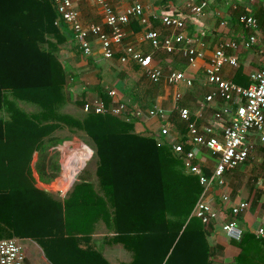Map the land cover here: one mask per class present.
Wrapping results in <instances>:
<instances>
[{
  "label": "crops",
  "instance_id": "1",
  "mask_svg": "<svg viewBox=\"0 0 264 264\" xmlns=\"http://www.w3.org/2000/svg\"><path fill=\"white\" fill-rule=\"evenodd\" d=\"M139 1L144 7L148 23L142 24L138 18L132 17L125 28V43L136 47L143 54L152 55V68L160 69L165 74L182 72L192 81V85L186 82L170 85L165 80L153 83L136 62H122L123 54L119 49L112 59H106L99 41L94 42L93 54L84 56L73 32L66 25L67 41L59 48V57L62 59L63 54L61 62L67 73V104L64 110L69 113L68 109L72 108L75 112H81V115H98L85 114L83 107L95 102L103 104L106 109L124 104L127 107L124 115L102 116H114L124 127L131 124L132 133L153 138L168 146L172 154L175 144L182 145L187 153L195 151L194 164L201 168L204 175L210 176L217 159L210 150L190 142L189 124L196 125L202 131L213 124L218 111L230 104L219 98L212 103L207 102L206 97L213 94L216 88L207 81L206 68L221 43L234 42L237 49H227L226 53L235 57L238 65L224 66L221 75L224 80L238 86L250 87L251 75L264 69V0H210L200 17L189 14L187 0H172L170 4L162 0ZM107 2L121 13L133 4L131 0ZM78 10L84 26L99 25L104 32L109 31L103 10L94 0H82ZM166 14L185 20L183 35L187 41L182 47H191L201 53L193 64L182 51L169 54L163 48H153L144 40V34L150 29L159 31L162 38L173 37L178 33L163 25L161 17ZM241 15L253 16L258 21V30L245 28L238 20ZM223 22L225 26H222ZM252 34L256 35L258 42L247 47ZM189 40L192 42L188 43ZM177 93L182 95L179 103L175 98ZM179 108L190 111L189 122L181 118ZM152 111L156 112L153 116L150 115ZM180 159L185 173L199 181L198 176L186 170L183 158ZM74 175H78V172L75 171ZM224 177L225 184H214L206 198L218 212V221L204 226L200 220L191 219L190 215L187 221V225L192 221L189 240L175 252L172 259L169 257L173 248L166 252L160 248L161 252L156 253V250L151 251L144 245H135L131 240L134 229L126 228L128 231L119 237L121 231L115 228L114 212L100 211L85 229L83 224L66 219L63 211L56 214L55 218L44 220L46 232L45 229H33L34 224L38 223L37 211L30 217L25 232L19 235L12 230L2 232L0 240L15 239L23 248L27 264H264V235L259 234L261 229L264 230V144L257 142L249 161L227 172ZM88 182L98 188L95 181ZM224 195L229 196V202L223 201ZM51 197L63 204L67 198L66 194L62 200L61 197ZM101 198H97L96 202L115 201L114 196L103 195ZM241 202L247 203L248 209L234 217L233 208ZM233 219L237 222L236 230L224 232L223 225ZM183 231L184 228L181 233Z\"/></svg>",
  "mask_w": 264,
  "mask_h": 264
},
{
  "label": "trees",
  "instance_id": "2",
  "mask_svg": "<svg viewBox=\"0 0 264 264\" xmlns=\"http://www.w3.org/2000/svg\"><path fill=\"white\" fill-rule=\"evenodd\" d=\"M66 31L51 2L0 0V109L7 104L6 94L13 97L7 104L10 120L0 119V235L25 232L37 211L33 229L46 232L45 221L63 211L85 229L100 211L114 212L119 237L126 228L134 229L135 245L156 253L173 248L172 259L189 240L192 221H187L202 192L199 181L185 173L182 159L168 146L132 133L131 124L124 127L111 115L64 112L67 73L58 52L67 41ZM17 101L40 110L29 113ZM66 129L90 139L97 170L95 180L75 183L63 204L34 187L29 176L34 162L42 182L60 176L55 147L64 140L59 132ZM88 181H95L98 190ZM103 195L115 201L96 202Z\"/></svg>",
  "mask_w": 264,
  "mask_h": 264
},
{
  "label": "built area",
  "instance_id": "3",
  "mask_svg": "<svg viewBox=\"0 0 264 264\" xmlns=\"http://www.w3.org/2000/svg\"><path fill=\"white\" fill-rule=\"evenodd\" d=\"M51 2L57 9L61 21L67 25L73 32L74 37L79 44L80 50L84 56L93 54L94 42L99 41L104 57L112 59L116 50H120L122 62L132 60L136 62L145 72L153 83L165 80L170 85H179L186 82L189 86L192 81L186 78L182 72H171L165 74L160 69L152 68V55L143 54L136 47L125 43L126 26L130 23L132 17L138 18L142 24L148 21L144 16V7L139 0H131L133 4L127 11L118 12L107 0H94L98 4L105 16V22L109 29L104 32L101 26H84L78 5L82 0H41ZM117 2L127 0H115ZM166 4H170L172 0H162ZM210 0H187L186 8L194 17H200L204 14L205 9L209 6ZM239 22L247 29L258 30V21L253 16L241 15ZM163 25L171 30L177 31L173 37H161L159 31L148 30L144 34V40L149 42L155 49L163 48L169 54L182 51L188 58L190 64L201 56L195 49L191 47H182L187 41L183 35L186 22L183 18L166 14L161 17ZM226 23L223 22L222 26ZM92 37L94 39H92ZM192 42L191 40L188 43ZM258 42L256 35L252 34L246 44L247 47ZM227 49H237L234 42L221 43L218 51L211 60L210 65L206 68L207 81L214 85L216 91L206 97L207 102H213L219 98L225 101L227 108L218 111L214 116V122L210 126L202 129V131L194 124H189V140L193 144L205 147L210 150L212 156L216 157L217 162L212 175L206 176L201 172V168L194 164L196 152H185L182 145L175 144L173 152L180 158H183L186 170L199 177L203 192L201 193L191 219L200 220L203 224L208 225L218 221L219 215L210 203L207 201V195L210 189L217 184L223 186L225 184V174L236 170L249 161L257 142L264 144V69L251 75L252 84L248 88H243L232 82L223 79L221 72L224 66L230 65L237 67L238 62L235 57L226 53ZM264 53V50H263ZM112 95H116L113 93ZM176 101L182 100V95L177 93ZM127 107L124 104H118L114 108L106 109L103 104L95 102L83 107L85 114L122 116L126 113ZM181 118L189 122L190 111L186 108H179ZM156 112H150L155 115ZM140 113L138 114V116ZM161 145V143H159ZM224 202H229L227 195L223 196ZM248 209L247 203L236 204L233 208V215L237 217ZM237 228L235 219L230 223L223 225V231L231 233ZM259 234L264 235L261 229ZM0 264H27L26 255L23 248L15 239L0 240Z\"/></svg>",
  "mask_w": 264,
  "mask_h": 264
},
{
  "label": "rangeland",
  "instance_id": "4",
  "mask_svg": "<svg viewBox=\"0 0 264 264\" xmlns=\"http://www.w3.org/2000/svg\"><path fill=\"white\" fill-rule=\"evenodd\" d=\"M62 47L63 46L59 48ZM45 48H48V45H45ZM61 58L63 59V54ZM5 97L7 104L13 100V97L10 93L6 94ZM7 104H5L4 108L0 109V119L5 121L10 120V106H7ZM17 104L20 109L29 113H37L40 110L36 105L30 102L17 101ZM68 111H70L69 113L73 115L82 114L79 111L75 112L72 108L68 109ZM64 112L66 111L64 110ZM58 137L60 140L64 139L62 142L58 143L59 145L55 147L59 151V157H57V161L60 165V176L53 182H42L36 173L34 162L32 165V173L29 177L34 187H38L41 190H48L52 196H57L58 198L61 197L62 200V196H65V194L67 196L75 183H80L83 180H95L97 160L94 155L95 151L91 146L92 142L85 135V133L80 131L70 132L66 129L64 131H60ZM75 171L78 172V175H76L77 177L74 175ZM74 177H76L75 182L73 185H71V182L74 181ZM62 178L63 186L60 188V181Z\"/></svg>",
  "mask_w": 264,
  "mask_h": 264
},
{
  "label": "bare ground",
  "instance_id": "5",
  "mask_svg": "<svg viewBox=\"0 0 264 264\" xmlns=\"http://www.w3.org/2000/svg\"><path fill=\"white\" fill-rule=\"evenodd\" d=\"M76 177H77V176H76ZM76 177H74V181L71 182V185H73V183L75 182V178H76Z\"/></svg>",
  "mask_w": 264,
  "mask_h": 264
},
{
  "label": "water",
  "instance_id": "6",
  "mask_svg": "<svg viewBox=\"0 0 264 264\" xmlns=\"http://www.w3.org/2000/svg\"><path fill=\"white\" fill-rule=\"evenodd\" d=\"M46 192H48V190H46Z\"/></svg>",
  "mask_w": 264,
  "mask_h": 264
}]
</instances>
